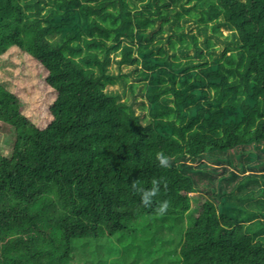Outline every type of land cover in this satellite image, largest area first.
<instances>
[{
	"label": "trees",
	"instance_id": "obj_1",
	"mask_svg": "<svg viewBox=\"0 0 264 264\" xmlns=\"http://www.w3.org/2000/svg\"><path fill=\"white\" fill-rule=\"evenodd\" d=\"M0 20L56 94L42 132L0 84V264H264V0H0Z\"/></svg>",
	"mask_w": 264,
	"mask_h": 264
},
{
	"label": "rangeland",
	"instance_id": "obj_2",
	"mask_svg": "<svg viewBox=\"0 0 264 264\" xmlns=\"http://www.w3.org/2000/svg\"><path fill=\"white\" fill-rule=\"evenodd\" d=\"M1 22L0 20V35ZM223 34L227 32L224 31ZM54 83V76L22 51L15 48L5 53L0 51V84L21 102L20 113L42 132L47 129L53 118V105L56 99L53 91ZM12 140L10 128L0 124V153L2 155L9 154ZM74 187L75 181L66 183L65 192L68 195H74ZM190 196L198 198L199 202L202 200L198 194H190ZM94 249L98 256L109 254L105 252L106 247L98 245ZM96 259L98 257L93 258L92 264H96ZM82 260L81 256L74 254L71 262L81 264Z\"/></svg>",
	"mask_w": 264,
	"mask_h": 264
},
{
	"label": "clouds",
	"instance_id": "obj_3",
	"mask_svg": "<svg viewBox=\"0 0 264 264\" xmlns=\"http://www.w3.org/2000/svg\"><path fill=\"white\" fill-rule=\"evenodd\" d=\"M159 165L161 167L166 168V167H168V161L165 158L161 157L159 159ZM158 192H159L158 186H153L149 190H141V193H142L141 201H142L143 205L144 206H150L153 202V198L158 195ZM168 206L169 205H168L167 201L163 202L159 208V211L161 213L166 212V210L168 209Z\"/></svg>",
	"mask_w": 264,
	"mask_h": 264
}]
</instances>
